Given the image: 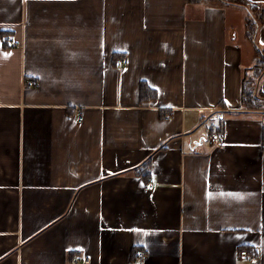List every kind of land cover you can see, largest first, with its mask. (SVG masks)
<instances>
[{"label":"crops","instance_id":"obj_1","mask_svg":"<svg viewBox=\"0 0 264 264\" xmlns=\"http://www.w3.org/2000/svg\"><path fill=\"white\" fill-rule=\"evenodd\" d=\"M246 14L0 0V264H264V22L251 41ZM209 115L219 143L194 132Z\"/></svg>","mask_w":264,"mask_h":264},{"label":"trees","instance_id":"obj_2","mask_svg":"<svg viewBox=\"0 0 264 264\" xmlns=\"http://www.w3.org/2000/svg\"><path fill=\"white\" fill-rule=\"evenodd\" d=\"M190 1L199 2L201 0H190ZM219 1L225 2V3L240 4V5H243L246 7V9H247V14H246V19H245L246 37L248 39H250L251 41L255 42V35L257 32L258 25L260 23L264 22V8H263L262 4H260L259 2L253 1V0H219ZM260 54L262 55L261 52H260ZM261 58H262L261 62L264 63V57L261 56ZM259 74H260V72H259ZM144 92H145V86H144V83L142 82L141 83L142 95L144 94ZM262 96H264V95H262ZM261 100H264V97H262ZM242 102L247 107H256V108L262 107V106H259L262 103L259 102V99H258L256 93L252 89V85L250 84V80L247 77L243 81ZM213 130H217L219 132H222L223 131V125H220L218 128H215ZM263 139H264V136H263ZM148 163L149 162L146 161L147 165H148Z\"/></svg>","mask_w":264,"mask_h":264},{"label":"built area","instance_id":"obj_3","mask_svg":"<svg viewBox=\"0 0 264 264\" xmlns=\"http://www.w3.org/2000/svg\"><path fill=\"white\" fill-rule=\"evenodd\" d=\"M5 41L8 44H13L14 41L12 40L11 36H5ZM125 63V61L121 60L118 62V64H123ZM34 82H32L31 80L26 81V86H31ZM80 119L82 118L81 116L79 117ZM223 139V133L219 132L217 130H213L209 133V140L211 143H219L221 142ZM156 184L151 182L148 184V188H153ZM241 254L246 255L247 257H252V254L245 248H242L240 250ZM135 255L138 259H142L145 257V251L142 248H137L135 250ZM72 262L73 264H89L90 263V259L88 256L81 258L77 255L72 257Z\"/></svg>","mask_w":264,"mask_h":264},{"label":"rangeland","instance_id":"obj_4","mask_svg":"<svg viewBox=\"0 0 264 264\" xmlns=\"http://www.w3.org/2000/svg\"><path fill=\"white\" fill-rule=\"evenodd\" d=\"M262 96V95H261ZM210 117V115L202 122L198 123L196 128L194 129V132H196L197 134H201L203 137H207L209 139V135H208V127H209V123L210 121H207V119Z\"/></svg>","mask_w":264,"mask_h":264}]
</instances>
